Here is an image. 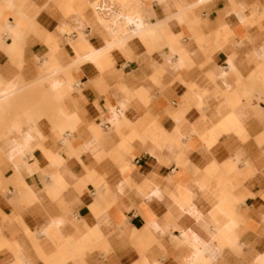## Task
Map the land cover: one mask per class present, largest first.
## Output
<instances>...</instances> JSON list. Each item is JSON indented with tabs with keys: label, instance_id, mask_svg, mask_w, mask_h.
I'll return each instance as SVG.
<instances>
[{
	"label": "crops",
	"instance_id": "obj_1",
	"mask_svg": "<svg viewBox=\"0 0 264 264\" xmlns=\"http://www.w3.org/2000/svg\"><path fill=\"white\" fill-rule=\"evenodd\" d=\"M194 1L0 0V264H264V0Z\"/></svg>",
	"mask_w": 264,
	"mask_h": 264
},
{
	"label": "bare ground",
	"instance_id": "obj_2",
	"mask_svg": "<svg viewBox=\"0 0 264 264\" xmlns=\"http://www.w3.org/2000/svg\"><path fill=\"white\" fill-rule=\"evenodd\" d=\"M208 1H210V0H195L194 3L191 5L190 8L195 9L196 7H198V5H200V4L202 5L203 3L208 2ZM157 27H158V23L153 24V23H151V22L148 21V30L149 31H147V32H151V31L153 32V31L156 30ZM134 37H136L137 38L136 40L139 41V40L142 39L143 36H134ZM223 38H225V37H223ZM222 41H224V40H222ZM122 46H123V43L118 42L117 44H115V45H113V46H111L109 48H111V49H113V48L117 49V48L122 47ZM103 51H105V50H102L100 52H97V53H94V54L89 55V57L87 58L86 61H91L93 58H97V56L98 55H101L103 53ZM15 85H16L15 82L14 83H11L10 84V86H11L10 89H5L3 92H0V107L2 105L6 104V102H8L11 99V97L15 94V92H14V88H15L14 86Z\"/></svg>",
	"mask_w": 264,
	"mask_h": 264
},
{
	"label": "rangeland",
	"instance_id": "obj_3",
	"mask_svg": "<svg viewBox=\"0 0 264 264\" xmlns=\"http://www.w3.org/2000/svg\"><path fill=\"white\" fill-rule=\"evenodd\" d=\"M39 85H40V84H38V83L35 84L36 87H39ZM7 185H8V184H6L5 186H3V189H6V186H7Z\"/></svg>",
	"mask_w": 264,
	"mask_h": 264
},
{
	"label": "built area",
	"instance_id": "obj_4",
	"mask_svg": "<svg viewBox=\"0 0 264 264\" xmlns=\"http://www.w3.org/2000/svg\"><path fill=\"white\" fill-rule=\"evenodd\" d=\"M104 128H106V124L104 125Z\"/></svg>",
	"mask_w": 264,
	"mask_h": 264
}]
</instances>
